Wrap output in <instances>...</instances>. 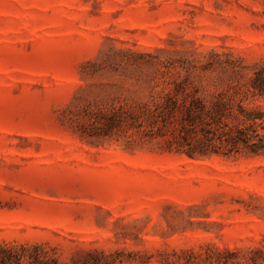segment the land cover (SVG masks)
<instances>
[{"label":"rangeland","instance_id":"374dc122","mask_svg":"<svg viewBox=\"0 0 264 264\" xmlns=\"http://www.w3.org/2000/svg\"><path fill=\"white\" fill-rule=\"evenodd\" d=\"M261 60L264 0H0V243L68 264L264 263V154L168 151L105 118L146 100L156 69L202 87L229 82L205 66L247 83Z\"/></svg>","mask_w":264,"mask_h":264},{"label":"trees","instance_id":"16d2710c","mask_svg":"<svg viewBox=\"0 0 264 264\" xmlns=\"http://www.w3.org/2000/svg\"><path fill=\"white\" fill-rule=\"evenodd\" d=\"M170 71L156 69L147 86V98L132 110L111 105L105 110L107 123H125L143 130L150 138H159L165 150L185 151L191 156L232 155L241 152L264 154V105L253 100L264 98V60L256 64L249 82L241 81L240 71H215L205 66L198 76L227 78L225 85L189 86L185 80L166 78ZM159 87V90H157ZM186 146V149H184ZM259 248L245 251L229 248L207 249L204 254L189 251L183 264H264L255 254ZM0 264H68L55 249L43 243H0ZM100 264V255L88 253L81 263Z\"/></svg>","mask_w":264,"mask_h":264}]
</instances>
